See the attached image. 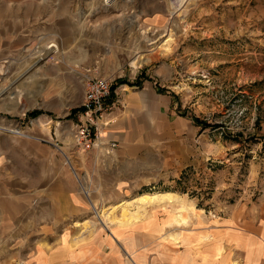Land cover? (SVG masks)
Returning a JSON list of instances; mask_svg holds the SVG:
<instances>
[{
    "label": "rangeland",
    "instance_id": "rangeland-1",
    "mask_svg": "<svg viewBox=\"0 0 264 264\" xmlns=\"http://www.w3.org/2000/svg\"><path fill=\"white\" fill-rule=\"evenodd\" d=\"M41 4L32 0L31 15L17 18L14 29L0 25V132L32 136L35 122L37 137L47 139L43 110L62 101L65 119L68 108L78 109L87 69L117 87L151 81L169 100L168 162L134 193L93 201L94 209L83 192L86 172L77 166L85 209L58 227L66 237L62 264L99 263V256L72 258L91 244L110 255L111 264L120 254L123 264H172L174 255L184 258L191 235L210 241L216 224L233 217L240 226L253 220L264 234V0H62L53 3L62 17L45 15ZM33 110L42 112L31 116ZM52 144L67 159L63 143L54 138ZM164 191L183 199L128 204L138 211L129 224H106L99 215L145 192ZM123 212L119 206L114 216ZM180 215L187 220H174ZM26 255L11 243L0 246V264H30L34 259Z\"/></svg>",
    "mask_w": 264,
    "mask_h": 264
},
{
    "label": "crops",
    "instance_id": "crops-1",
    "mask_svg": "<svg viewBox=\"0 0 264 264\" xmlns=\"http://www.w3.org/2000/svg\"><path fill=\"white\" fill-rule=\"evenodd\" d=\"M31 1L0 0V25L14 29L17 18L31 15ZM38 1L45 15L55 12L53 16L62 17L58 15L60 4L53 5L62 0ZM144 13L145 8L141 11ZM149 18L154 23L157 16ZM124 87H117L113 93L112 99L120 101L103 120L99 144L89 151L74 146L76 112L68 108L63 112L68 116L64 119L62 101L43 110V119L49 125L43 129L47 139L37 137L35 122L29 126L32 136L0 132V246L11 243L22 249L27 253L25 259H34L30 264H62L66 237L58 227L79 219L85 209L79 179L74 175L77 166L86 172L92 200L107 203L134 193L145 184V178L156 177L161 162H168L167 140L171 134L165 113L169 100L151 81ZM54 138L63 143L70 166L54 148ZM237 222L236 217L219 221L210 241L204 242L205 235H191L184 258L174 255L170 263L264 264V234L257 232L253 220L242 226ZM33 242L37 243L34 247ZM98 246L91 244L73 253V260L99 256L97 264L113 263ZM113 258H119L115 264H123L121 254ZM144 263L141 259L140 264Z\"/></svg>",
    "mask_w": 264,
    "mask_h": 264
},
{
    "label": "built area",
    "instance_id": "built-area-1",
    "mask_svg": "<svg viewBox=\"0 0 264 264\" xmlns=\"http://www.w3.org/2000/svg\"><path fill=\"white\" fill-rule=\"evenodd\" d=\"M96 73L92 69H87L85 72L84 95L75 114L76 135L74 144L85 151H89L99 144L101 129L105 125L103 120L120 101L119 98L112 99L113 81L109 77ZM10 131L19 133V130L15 129H10ZM54 145L61 149V144V146L59 143ZM69 160L70 158L67 157V161ZM83 192L92 203L93 208L96 209L92 200L93 190L90 185Z\"/></svg>",
    "mask_w": 264,
    "mask_h": 264
},
{
    "label": "bare ground",
    "instance_id": "bare-ground-1",
    "mask_svg": "<svg viewBox=\"0 0 264 264\" xmlns=\"http://www.w3.org/2000/svg\"><path fill=\"white\" fill-rule=\"evenodd\" d=\"M171 38L172 37L169 36V38L166 39V41L163 43V47L167 50H169L171 47V43H170ZM53 45H56V44L53 43L51 46H53ZM136 60L137 59H135V61ZM182 199H183L182 196H180L178 193L172 192V191L153 192V193L145 192V193L137 196L135 198V200H132V201H126L125 200L122 203H120L118 206H112V207L103 209L99 213V215L103 218V220L105 221L106 224H109V223H113V224L119 223L120 225L129 224L135 219V213H137L138 211H136V212L130 211L128 209V204L131 205V203H135L136 207L143 208V206H146L148 204L162 203L165 201L173 202V201H178V200H182ZM119 206H121L122 208L125 207V212H123L124 214L122 217L117 218L114 216V213H115L117 207H119ZM130 209H132V208H130ZM174 220H176L178 222H182V221L185 222L187 220V217L180 215L178 217H175ZM172 236L174 238H176L175 234H173Z\"/></svg>",
    "mask_w": 264,
    "mask_h": 264
},
{
    "label": "trees",
    "instance_id": "trees-1",
    "mask_svg": "<svg viewBox=\"0 0 264 264\" xmlns=\"http://www.w3.org/2000/svg\"><path fill=\"white\" fill-rule=\"evenodd\" d=\"M139 84V81H136L133 85H137ZM117 88V85H113L112 86V89H113V93H114V90ZM78 110L77 109H73L72 113L74 112H77ZM42 111L41 110H33L32 112H30V115L31 116H37L38 114H40ZM195 122L199 125H202L203 122L198 118V117H195ZM206 126V125H205ZM191 168V167H190ZM190 168H187L184 170V172L182 173V175L180 176V178L178 179V182H182V178H185L186 177V174L188 173L189 169Z\"/></svg>",
    "mask_w": 264,
    "mask_h": 264
}]
</instances>
